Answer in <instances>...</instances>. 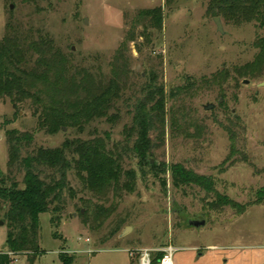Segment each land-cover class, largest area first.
<instances>
[{
	"label": "rangeland",
	"instance_id": "1",
	"mask_svg": "<svg viewBox=\"0 0 264 264\" xmlns=\"http://www.w3.org/2000/svg\"><path fill=\"white\" fill-rule=\"evenodd\" d=\"M208 3L0 0V40L11 30L31 33L34 38L47 34L66 58V80L81 81L82 74L89 72L105 85L115 72L122 99L117 110H109L110 114L119 112L113 121L92 120L81 129L63 126L51 134L40 126L41 105L32 99L0 97V168L5 173L9 170L7 136L12 129L31 132L33 146L59 147L77 136H100L109 146L125 144V126L151 79L164 87L168 111L164 142L151 157L153 163H165V171L143 173L137 160L126 158V166L137 171L135 191L103 202L83 190L80 178L70 171L75 196L66 193L61 221L53 222L50 211L40 215L43 252L34 262L16 255L13 264H62L63 252L73 257V264H139L142 250L151 249L153 258L169 245L176 249L175 264H264V84H260L264 71L255 78L236 76L233 70L255 59V38L264 29L255 22L235 25L221 16L225 30L221 33L214 22L217 16L207 10ZM156 6L164 11L163 29L149 32L147 40L142 36L143 21L136 24L135 20L139 10ZM225 68L231 76L215 80L214 74ZM245 79L250 83H244ZM61 97L74 99L69 91L60 93ZM54 99L58 101L57 96ZM207 103L214 106L205 109ZM175 112L186 129L177 131L171 125ZM158 136L159 131L151 134L155 143ZM176 162L212 176L215 189L237 206L212 208L210 201L215 199L206 198L207 192L200 187H174L169 167ZM16 178L22 181L17 173ZM84 198L91 199L92 213L95 203L111 210L104 225L94 229L93 219L87 222L80 215ZM194 219H204L206 225H188ZM117 220L122 221V228L110 236ZM8 231L0 211V250H7Z\"/></svg>",
	"mask_w": 264,
	"mask_h": 264
},
{
	"label": "trees",
	"instance_id": "2",
	"mask_svg": "<svg viewBox=\"0 0 264 264\" xmlns=\"http://www.w3.org/2000/svg\"><path fill=\"white\" fill-rule=\"evenodd\" d=\"M173 0H167L171 3ZM207 10L217 17H223L235 25L254 23L264 29V0H209ZM143 21L145 32L142 36L150 39L149 32L162 30L164 11L161 6L141 9L135 23ZM134 40V38H130ZM255 59L245 65L234 67L236 76L258 77L264 71V33L257 35ZM66 58L54 46L47 34L34 38L30 33L20 34L11 30L0 40V97H11L25 101L32 99L41 105L40 126L46 127L51 134L59 133L63 126L81 127L92 120L105 118L108 122L119 117L117 110L121 99V84L114 72L108 83L94 80L89 72H84L81 81L66 80L64 61ZM230 69H223L216 74L215 80H223L231 75ZM88 80V82H84ZM237 84L239 79L236 78ZM151 79L144 87L145 94L136 99L134 115L125 126V144L115 143L109 146L104 138H82L64 140L59 147L33 146L31 132H8L9 170L5 173L0 168V211L7 220V250H0V264H13V257L26 255L29 262H34L43 252L40 245V215L45 211L54 214L53 222L61 221L60 213L66 204V193L75 196V190L68 179V173L75 171L83 185V190L90 192L101 201H110V197H122L123 193H132L137 185L135 167L126 166V158L136 161L140 170L147 169L156 174L165 171V163H153L151 157L164 142L166 124L167 96L164 87ZM90 85V86H89ZM70 92L74 96L58 99L60 93ZM54 96H57L56 101ZM176 95L172 96L173 98ZM51 101H47V98ZM63 102V103H61ZM171 125L177 131L186 129L179 121L176 112L171 116ZM187 125V124H186ZM190 124H188L189 126ZM159 131L155 143L153 132ZM174 187L197 186L207 192L206 198L212 208L237 204L229 196L222 195L215 189L212 176L197 174L183 163L176 162L170 167ZM21 175L22 181L16 178ZM78 208L81 216L88 222L93 219L92 228L104 225L111 214L104 204L95 203V212L90 211V198L82 199ZM220 206V207H219ZM85 209V213L82 209ZM56 214V215H55ZM122 221H113L114 229L110 236L116 235ZM94 224H96L94 226ZM164 252L153 256L154 262L162 258ZM62 264H73V257L63 252Z\"/></svg>",
	"mask_w": 264,
	"mask_h": 264
},
{
	"label": "built area",
	"instance_id": "3",
	"mask_svg": "<svg viewBox=\"0 0 264 264\" xmlns=\"http://www.w3.org/2000/svg\"><path fill=\"white\" fill-rule=\"evenodd\" d=\"M175 250L173 245L167 246L164 248V255L157 262H154L152 258L153 251L151 249L142 250L141 256L139 257V264H175L173 258Z\"/></svg>",
	"mask_w": 264,
	"mask_h": 264
},
{
	"label": "water",
	"instance_id": "4",
	"mask_svg": "<svg viewBox=\"0 0 264 264\" xmlns=\"http://www.w3.org/2000/svg\"><path fill=\"white\" fill-rule=\"evenodd\" d=\"M14 5H11V7H13ZM214 22H215V24H216V26H218V30L222 33V32H225V30H224V26L222 25V20H221V18L220 17H215L214 18ZM244 83H250V80H248V79H245L244 80ZM260 84H264V82H262V83H260ZM212 106H214V104L213 103H207V105H205L204 106V108L205 109H207V108H210V107H212ZM153 162V161H152ZM1 223L3 224V221H1ZM188 225H190V226H192V227H198V228H200V227H202V226H205L206 224H205V220L204 219H194V220H189L188 221ZM129 229V228H128ZM128 229L127 230H125L124 231V233H127L128 232Z\"/></svg>",
	"mask_w": 264,
	"mask_h": 264
}]
</instances>
